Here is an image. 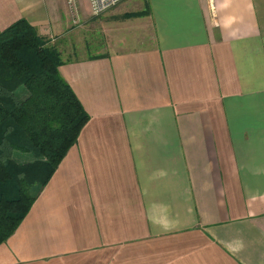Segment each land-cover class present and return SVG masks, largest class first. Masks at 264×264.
<instances>
[{
  "label": "crops",
  "instance_id": "crops-1",
  "mask_svg": "<svg viewBox=\"0 0 264 264\" xmlns=\"http://www.w3.org/2000/svg\"><path fill=\"white\" fill-rule=\"evenodd\" d=\"M18 19L88 120L0 264H264V0H0Z\"/></svg>",
  "mask_w": 264,
  "mask_h": 264
},
{
  "label": "trees",
  "instance_id": "trees-1",
  "mask_svg": "<svg viewBox=\"0 0 264 264\" xmlns=\"http://www.w3.org/2000/svg\"><path fill=\"white\" fill-rule=\"evenodd\" d=\"M60 64L58 51L24 19L0 31V244L88 120L59 75ZM20 87L26 92L21 100L15 95ZM14 152L30 153L32 160L18 162Z\"/></svg>",
  "mask_w": 264,
  "mask_h": 264
},
{
  "label": "rangeland",
  "instance_id": "rangeland-1",
  "mask_svg": "<svg viewBox=\"0 0 264 264\" xmlns=\"http://www.w3.org/2000/svg\"><path fill=\"white\" fill-rule=\"evenodd\" d=\"M104 39H105V37L103 36V34L100 33V31H96L95 30V31H93L91 37L89 35L88 37L85 38L82 48L75 46L74 54L77 55V56H79V55H86V54H89V55L90 54H94L95 52H98L99 48L103 45ZM126 43L128 45H133L134 43H138V42H135V41H132L131 39H128L126 41ZM23 92L26 94V92L23 89V87L18 88L16 90V92H15L16 97L19 99V97L22 95ZM13 157L18 162H27V161L32 160V156H31L30 153H18V152H14L13 153Z\"/></svg>",
  "mask_w": 264,
  "mask_h": 264
},
{
  "label": "built area",
  "instance_id": "built-area-1",
  "mask_svg": "<svg viewBox=\"0 0 264 264\" xmlns=\"http://www.w3.org/2000/svg\"><path fill=\"white\" fill-rule=\"evenodd\" d=\"M123 0H87L91 16H98Z\"/></svg>",
  "mask_w": 264,
  "mask_h": 264
}]
</instances>
